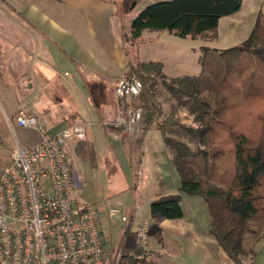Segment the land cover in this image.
<instances>
[{
	"label": "trees",
	"instance_id": "obj_1",
	"mask_svg": "<svg viewBox=\"0 0 264 264\" xmlns=\"http://www.w3.org/2000/svg\"><path fill=\"white\" fill-rule=\"evenodd\" d=\"M243 0H164L143 8L131 24V39L146 31H169L196 39L214 33L220 19L237 13ZM199 75L168 76L160 62L129 65L128 76L141 80L143 108L139 149L151 129L161 131L172 151V163L182 193L198 196L210 217L208 233L228 259L244 264L264 241V22L259 21L241 45L225 50L205 48ZM179 101L165 116L157 100L156 79ZM181 110L193 116L185 125ZM164 117V118H163ZM175 126L196 142L173 136ZM124 130V128H123ZM151 232H161L163 220L183 219L179 194L152 202ZM125 259V260H124ZM125 264L138 262L123 255ZM123 263V262H121Z\"/></svg>",
	"mask_w": 264,
	"mask_h": 264
},
{
	"label": "crops",
	"instance_id": "obj_2",
	"mask_svg": "<svg viewBox=\"0 0 264 264\" xmlns=\"http://www.w3.org/2000/svg\"><path fill=\"white\" fill-rule=\"evenodd\" d=\"M126 3V0H0V154L8 152L10 156L7 165L0 167V175L12 163L16 143L30 148L41 140L35 130L16 125L15 117L21 109L36 115L46 128L52 126V129L47 128L50 132L56 133L71 125L86 126L85 137L101 142L103 146L119 144L129 160L133 153L140 155L139 149L130 147L126 136L121 135L120 127L112 125L119 116L115 86L128 76L130 63L160 62L164 72L166 59L153 50L149 55L138 52L140 41H151L154 35H144V32L141 38L131 39L128 31L131 32L132 22L125 26L122 17L129 11V8H123ZM261 16L264 18V0H243L237 13L220 19L212 40H218L225 30H231L224 41L230 40L235 44L233 47L239 46L248 39ZM98 127H102V131L96 139ZM106 152L110 165L115 169L119 166L124 172L114 146L104 149ZM169 157L172 159V154ZM75 178L77 180L76 175ZM160 183L164 189L156 193L151 202L174 195L166 176L160 178ZM136 205L134 210L138 208ZM193 208L195 215L204 211L198 205ZM133 214L130 223L121 220L127 224L125 235L129 232ZM184 214L183 219L161 221L162 233L172 231V227L183 229L181 223L186 222L185 211ZM204 220L210 222L207 210ZM208 228L202 247L196 243L188 244L189 249L193 246L192 260L197 261L195 255L201 253L208 264H227ZM171 245L168 246L172 250L176 249ZM158 257L155 254L149 259L157 264Z\"/></svg>",
	"mask_w": 264,
	"mask_h": 264
},
{
	"label": "rangeland",
	"instance_id": "obj_3",
	"mask_svg": "<svg viewBox=\"0 0 264 264\" xmlns=\"http://www.w3.org/2000/svg\"><path fill=\"white\" fill-rule=\"evenodd\" d=\"M159 1L164 0H126L127 3L123 8H129V11L127 15H122L125 26H128L129 23L131 24L133 19L147 5ZM259 20L264 22L262 16ZM128 32L131 35L130 30ZM228 32H231V30H225L218 40H212L216 31L209 33L200 37L204 41L199 38H182L169 31L145 32L144 35L153 33L154 39L151 41H140L138 52L144 51V53L149 55L150 51L153 50L163 54L166 59L164 60V73L169 76L197 75L202 71L201 62L205 46L226 49L235 45L230 40L224 41ZM126 45L128 46V42ZM133 48L137 50V46L134 45ZM179 63L184 65V68L181 65L178 67ZM155 81L157 100L162 104L164 115L167 116L172 111V106L179 101L177 96L172 95L163 86L160 79L157 78ZM179 116L185 125L193 124V116L186 111L181 110ZM47 128L49 130L53 127L47 126ZM83 128L86 132V126H83ZM119 129L121 135L123 137L126 136V141L132 147L134 140L128 137L123 127ZM173 129V136L188 143L190 142L191 146L195 148L196 142H193L194 139L191 138L185 129L177 126ZM101 131L102 127H98L96 139L100 136ZM105 142L109 143L108 140H105ZM112 145L118 153L125 174L119 166L116 169L113 168L110 165L108 153H104V149L110 148ZM112 145L103 146L101 142H95L89 137H85L83 140L72 137L66 145L70 166L77 176V180L76 178L75 180L78 185L76 184L74 191L76 201L79 204L95 202L99 207L100 223L107 238L105 240L106 264H125L124 262L126 261H124L125 259L123 260V255L138 253V226L142 220L150 219L151 199L156 193L164 189V185L160 183L162 176H166L167 183H170L168 187L173 189L171 193L181 195L182 205L187 215L185 218L186 222L181 223L183 229L175 230L172 227V231L167 230L168 232L164 234L162 231L155 233V228H153L152 240L163 247L162 253L157 254L159 257L156 263L208 264L203 261L201 253H197L195 255L197 261H193V246L190 249L188 248V244L192 243H196L198 247L204 245V239L208 235L206 228L209 226V222L204 220L206 207L198 196H193L195 199L189 198L192 196L179 190L180 178L169 157L172 151L166 146L161 131L157 128L148 131L144 136L143 145L139 148L140 155L133 153V157H130V160L127 155L125 156L124 150L120 148L119 144L113 143ZM9 159V153L2 152L0 154V167H5ZM158 167H161V169H158ZM135 205L138 207L136 210L133 207ZM197 205L199 208H204V211L202 209L203 213L200 215L193 213V206ZM109 207L119 208L121 213L126 214L129 218L131 213H134L128 234L125 235L127 224L123 223L117 215L110 216L108 214ZM168 245L175 246L176 249L172 250ZM204 250L207 251V248H204ZM190 251L191 253L189 254ZM220 252L223 260H227V264H234L221 248ZM244 264H264V241L260 243L258 254L253 261L247 259Z\"/></svg>",
	"mask_w": 264,
	"mask_h": 264
},
{
	"label": "built area",
	"instance_id": "obj_4",
	"mask_svg": "<svg viewBox=\"0 0 264 264\" xmlns=\"http://www.w3.org/2000/svg\"><path fill=\"white\" fill-rule=\"evenodd\" d=\"M143 89V82L134 76H125L115 86L119 116L112 125L123 127L132 140L141 135L144 111L137 100ZM15 123L35 130L41 140L30 148L16 143L12 163L0 175V264H106L99 207L76 201V180L66 149L72 137H85L84 128L71 125L53 133L23 109ZM108 214L131 222L117 207H109ZM150 232V220H142L139 251L133 254L138 262L163 251Z\"/></svg>",
	"mask_w": 264,
	"mask_h": 264
}]
</instances>
